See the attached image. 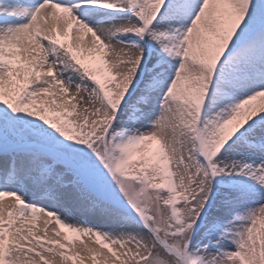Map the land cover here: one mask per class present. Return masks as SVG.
Returning a JSON list of instances; mask_svg holds the SVG:
<instances>
[{
	"label": "snow or ice",
	"instance_id": "obj_1",
	"mask_svg": "<svg viewBox=\"0 0 264 264\" xmlns=\"http://www.w3.org/2000/svg\"><path fill=\"white\" fill-rule=\"evenodd\" d=\"M86 258L264 264V0H0V264Z\"/></svg>",
	"mask_w": 264,
	"mask_h": 264
},
{
	"label": "rangeland",
	"instance_id": "obj_2",
	"mask_svg": "<svg viewBox=\"0 0 264 264\" xmlns=\"http://www.w3.org/2000/svg\"><path fill=\"white\" fill-rule=\"evenodd\" d=\"M54 92H56L57 94L54 96H49L46 97L45 99L51 100V99H55L57 104H62V97L58 94V90H54ZM85 100H87V97L85 96ZM75 102V101H73ZM59 110V109H57ZM77 113L81 112V107L78 106L76 109ZM73 119H82V115L79 116H75L73 117ZM68 220L75 222L76 219H78V217H72V216H68L66 217ZM49 218L47 217H39L37 219L36 222V228L34 229V231L38 234V235H42L44 236L45 240H50V239H59L61 240V242L67 243L66 241H64V232L63 230L59 229L58 227L55 226V221L54 219L51 220V222H49L47 224V228H45V221L48 220ZM91 222H95V221H91ZM28 227V226H26ZM45 231L47 232V234L45 235ZM55 231H60L61 235L59 237L55 236ZM69 249L71 250L68 254H72V252L75 251H79L82 248L85 247H99V245L95 244V238L94 237H90V236H83L79 239H76L74 241H72L69 245H68ZM105 252H107V249H104ZM84 253H82L83 255ZM110 255V254H109ZM98 260H102L103 257H97ZM85 264H92L91 259L86 258L85 259Z\"/></svg>",
	"mask_w": 264,
	"mask_h": 264
},
{
	"label": "bare ground",
	"instance_id": "obj_3",
	"mask_svg": "<svg viewBox=\"0 0 264 264\" xmlns=\"http://www.w3.org/2000/svg\"><path fill=\"white\" fill-rule=\"evenodd\" d=\"M90 40V37L88 38ZM11 202V198H6L4 203L7 204V203H10Z\"/></svg>",
	"mask_w": 264,
	"mask_h": 264
}]
</instances>
